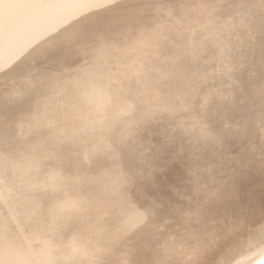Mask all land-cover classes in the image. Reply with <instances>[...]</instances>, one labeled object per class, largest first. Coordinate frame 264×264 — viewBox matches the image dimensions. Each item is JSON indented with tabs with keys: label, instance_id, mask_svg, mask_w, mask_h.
<instances>
[{
	"label": "bare ground",
	"instance_id": "bare-ground-1",
	"mask_svg": "<svg viewBox=\"0 0 264 264\" xmlns=\"http://www.w3.org/2000/svg\"><path fill=\"white\" fill-rule=\"evenodd\" d=\"M0 264H264V0H0Z\"/></svg>",
	"mask_w": 264,
	"mask_h": 264
},
{
	"label": "rangeland",
	"instance_id": "rangeland-1",
	"mask_svg": "<svg viewBox=\"0 0 264 264\" xmlns=\"http://www.w3.org/2000/svg\"><path fill=\"white\" fill-rule=\"evenodd\" d=\"M233 149H234V150H232V151L230 152V155H233V154H234V151L236 150V147L234 146ZM235 152H236V151H235ZM164 179H165V178H164ZM158 180H159V179H158ZM143 185H144V184H143Z\"/></svg>",
	"mask_w": 264,
	"mask_h": 264
}]
</instances>
